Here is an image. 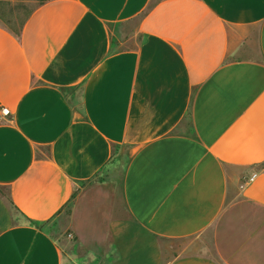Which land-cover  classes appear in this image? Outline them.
I'll return each instance as SVG.
<instances>
[{"label": "crops", "instance_id": "1", "mask_svg": "<svg viewBox=\"0 0 264 264\" xmlns=\"http://www.w3.org/2000/svg\"><path fill=\"white\" fill-rule=\"evenodd\" d=\"M17 33L0 264H64L69 239L96 264H264V0H49Z\"/></svg>", "mask_w": 264, "mask_h": 264}, {"label": "rangeland", "instance_id": "2", "mask_svg": "<svg viewBox=\"0 0 264 264\" xmlns=\"http://www.w3.org/2000/svg\"><path fill=\"white\" fill-rule=\"evenodd\" d=\"M49 0H0V25L10 31H19L32 12ZM137 25V21L130 27ZM117 169H121V164L109 168L103 175V179L111 180L116 177ZM6 196L5 193H3ZM69 210L65 209L49 227V233L55 239H66L70 231L68 225L70 221ZM20 220V216H18ZM68 246L62 245L64 250V264H96L94 257L89 255L85 249L79 247L74 239H69Z\"/></svg>", "mask_w": 264, "mask_h": 264}, {"label": "built area", "instance_id": "3", "mask_svg": "<svg viewBox=\"0 0 264 264\" xmlns=\"http://www.w3.org/2000/svg\"><path fill=\"white\" fill-rule=\"evenodd\" d=\"M1 114H2V117L5 118V119H7V118L10 117V112H9V110H7V109H2ZM255 178H256V176H253V178H252L250 181H251V182L254 181Z\"/></svg>", "mask_w": 264, "mask_h": 264}, {"label": "trees", "instance_id": "4", "mask_svg": "<svg viewBox=\"0 0 264 264\" xmlns=\"http://www.w3.org/2000/svg\"><path fill=\"white\" fill-rule=\"evenodd\" d=\"M23 25H24V24H23ZM23 25H22V27H23ZM22 27H21V28H22ZM12 32H14V33L18 34V33H17L18 31H12ZM31 224H34V223H33V222H31ZM35 224H37V223H35ZM37 225H38V226H40V228H41V226H43V225H39V224H37Z\"/></svg>", "mask_w": 264, "mask_h": 264}]
</instances>
